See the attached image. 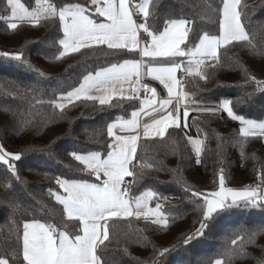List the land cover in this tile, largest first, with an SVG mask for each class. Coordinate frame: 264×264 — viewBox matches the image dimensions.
Returning a JSON list of instances; mask_svg holds the SVG:
<instances>
[{
    "label": "snow or ice",
    "instance_id": "obj_1",
    "mask_svg": "<svg viewBox=\"0 0 264 264\" xmlns=\"http://www.w3.org/2000/svg\"><path fill=\"white\" fill-rule=\"evenodd\" d=\"M160 2L161 0H84L81 3L80 0H34V6L30 7L23 0H0V21L8 30L15 31L22 25L35 28L58 21L62 37L53 41V46L58 44L60 49L54 56L57 61L75 53L87 58V53L82 50L106 57L126 50L128 53L138 52L141 57L140 60L123 58L120 62H109L108 66L88 71L78 87L73 86L71 90L53 94L47 100L45 92L40 89L24 88L6 81L15 87L16 94L21 95L22 99L28 100L31 97L27 112L4 108L5 112L11 111L14 117H22V128L34 126L37 117L41 125L57 118L55 111L46 113L36 109L37 104L47 103L62 115L69 105L80 100L99 101L100 105L114 107L112 101L116 97L121 100L139 99L141 87L145 94L151 93V98H147L146 102L141 101L139 110L131 112L130 119L117 116L107 124L110 142L107 143L109 150L106 156L94 150H72L68 153L83 166L77 167V172L94 176L99 183L63 175L53 176L63 194L49 189V195L55 199L56 204L62 206L63 217L57 223L51 216V209L48 213H43L42 209L24 208V216L32 218L21 221L22 233L18 228L15 244L10 237L3 240L0 264H108L104 253L111 243L114 222L134 217L146 225L157 226L158 230H166L178 219L177 215L164 210V205L171 202L169 197L154 187H145L139 195H133L128 188L121 187L125 183V177H133L132 183L139 184L147 170L154 167L156 171L163 170L138 154L141 130L145 141L169 139L175 145L177 141L171 139L169 129L187 128L190 111L213 117L223 112L241 125L239 136L242 139L238 143L242 155L249 138H264V119H246L235 111L237 105L248 104L258 94H264V80L250 74L243 65L237 63L244 84H254L255 88L235 100L223 98L213 106L200 101L190 102L189 97L195 93L187 91L183 82L184 77L208 81L209 69L223 68L221 49L227 50L236 45L250 51L257 48L256 33L251 30L250 20L255 9L245 3V0H220L219 5H215L212 0H203L202 4L197 5L194 17H188L161 14L158 9ZM138 19L140 22H137ZM197 20L218 23V34L204 30ZM141 34L148 38L143 44L139 39ZM0 56L15 60L32 71H39L30 64L23 49L0 52ZM177 58L186 59L178 61ZM177 73H182L183 76H178ZM40 74L43 75L42 72ZM145 77L159 81L167 90L168 98L160 100L158 108L156 90L147 84H141ZM173 101L174 108L171 107ZM181 104L184 105L183 110ZM191 104L195 106L192 107ZM141 113L149 117L158 114V118L141 124ZM91 135L99 137L103 132ZM185 138L192 146L199 164L200 157L206 150L207 135L204 140L187 135ZM216 139L218 154H221L224 141L219 135ZM173 154H177L175 149ZM21 159L22 153L9 152L0 145V163L7 165V172L17 181L20 179L19 172L13 162ZM252 159L256 157L253 155ZM137 168L140 169L139 173L135 171ZM172 171L178 173L179 168ZM44 175L49 174L45 172ZM256 179L259 183L255 185L234 189L227 186V176L221 168L218 187L211 192H201L186 182L179 181L185 184V193H190V197L197 202H203L199 207V226L184 237V245L203 236L222 212L239 207H264V165L257 170ZM5 187L8 185L5 184ZM153 202L154 207L151 206ZM20 209L21 205L17 202L14 210ZM110 221L113 223H109ZM260 235H264V226L234 229L224 236L222 249L215 256L204 258L202 264H233L236 259L247 258L250 254L246 248L257 246L256 239ZM143 239L147 240L146 237ZM143 246L146 247L147 244L144 243ZM170 251L168 247L153 246L150 264H160V259ZM257 264H264V259L257 260Z\"/></svg>",
    "mask_w": 264,
    "mask_h": 264
},
{
    "label": "trees",
    "instance_id": "obj_2",
    "mask_svg": "<svg viewBox=\"0 0 264 264\" xmlns=\"http://www.w3.org/2000/svg\"><path fill=\"white\" fill-rule=\"evenodd\" d=\"M23 2L30 7L34 6V0ZM80 2L83 3L84 0ZM212 2L219 5L220 0ZM202 3L203 0H161L158 9L161 14L194 17L198 10L197 5ZM245 3L255 9L250 15V20L251 30L256 33L257 48L250 51L246 47L236 45L227 50L221 49L224 67L209 69L208 81L187 78L185 89L195 93L189 97L190 102L200 101L213 106L223 98L235 100L252 91L255 85L244 84L237 63L243 65L257 79L264 80V0H245ZM197 22L203 25L204 30L218 34V23L200 20ZM61 37L58 21L35 28L22 25L15 31L8 30L0 21V52L23 49L30 64L39 70L32 71L15 60L0 56V145L9 152L22 153V159L13 162L17 165L19 181L7 172V165L0 163V248L7 237L15 244L17 229L22 233L21 221L32 218L24 216L23 210L26 207L42 209L43 213H48L51 209V216L57 223L63 217L62 206L56 204L55 199L49 195V189L58 193L61 191L53 176L63 175L99 183L94 176L77 172L76 168L83 166L74 161L68 153L72 150H94L106 156L109 150L107 143L110 142L107 137V124L117 116L128 118L133 110L140 109V99L121 100L119 97L113 99L114 107L100 105L99 101L80 100L74 105H69L62 115L58 109H52L47 103L37 104L36 109L46 113L55 111L57 118L41 125L37 117L34 126L22 128V117H14L11 111L5 112L4 108L27 112L31 97L28 100L22 99L21 95L16 94L15 87L6 81H12L24 88L40 89L45 92L47 100L53 94L58 95L61 91L71 90L73 86L78 87L83 75L88 71L108 66L109 62H120L123 58L140 60L138 52L128 53L125 50L123 53L106 57L82 50L87 53V58L75 53L57 61L54 56L60 49L58 44L53 46V41ZM105 51L108 50L105 48ZM146 80L154 83L151 79ZM235 111L246 119H264V94H258L248 104L237 105ZM222 117L223 112L213 117L190 111L187 128L169 129L171 139L177 141L175 145L169 139L140 141L138 154L143 155L148 163L163 170L156 171L155 167L147 170L139 184H134L133 195H139L145 187H154L169 197L171 202L164 205V210L177 215L178 219L166 230H158L157 226L146 225L134 217L114 222L111 243L104 253L108 264H150L153 246L171 249L160 259V264H202L204 258L215 256L222 249L224 236L234 229L264 226V207L233 208L218 215L203 236L192 240L187 246L183 243L184 237L199 226V207L203 202H197L190 197V193H185V184L179 181L182 180L201 192H211L218 187V173L223 168L228 187L240 188L251 182L259 183L256 176L257 170L264 165L263 139L249 138L242 155L238 143L242 139L239 136V128L228 125ZM101 131L103 135L99 137L91 135ZM185 135L201 140H204L206 135L208 137L206 150L202 153L199 164ZM217 135L224 141L221 154H218L217 150ZM174 149L177 154H173ZM253 155L256 159H252ZM177 168L179 172L174 173L172 170ZM135 171L139 173L140 169ZM45 172L49 175L45 176ZM5 184L8 187H5ZM17 202L21 205L19 211L14 210ZM139 229L146 230L138 232ZM145 237L146 241L143 239ZM144 243L147 244L146 247L143 246ZM256 245L246 248L249 257L236 259L233 264H257V260L264 259V235L257 237Z\"/></svg>",
    "mask_w": 264,
    "mask_h": 264
},
{
    "label": "crops",
    "instance_id": "obj_3",
    "mask_svg": "<svg viewBox=\"0 0 264 264\" xmlns=\"http://www.w3.org/2000/svg\"><path fill=\"white\" fill-rule=\"evenodd\" d=\"M100 19H102V18H100ZM141 44H143V42L141 43ZM139 57H140V55H139ZM140 59H141V57H140ZM145 59H147V58H145ZM178 60H181V59H186V58H177ZM177 75L178 76H181L182 75V73H177ZM146 78H148V79H151V77H145L144 79H143V81H144V83L145 84H147L150 88H154L155 90H156V97H155V100H156V107L158 108L159 107V101L160 100H162V99H167L168 98V96H167V90L163 87V85H161L160 83H159V81H155V80H153L154 81V83L153 82H148L147 80H146ZM188 79H189V77H187ZM152 80V79H151ZM142 84V83H141ZM143 85V84H142ZM125 87L127 88V85H125ZM158 95H159V98H160V100H158ZM151 96V93H147V94H145V91L143 90V88L141 87V91H140V94H139V99L142 101V100H144L145 102H146V100H147V98H151L150 97ZM172 108H174L175 107V101H173V104H172V106H171ZM183 107H184V105L183 104H181V110H183ZM148 111H151V109H148ZM131 118V115L130 116H128V118L127 119H130ZM153 118H158V114H154L152 117H149V116H147V115H144L143 113H141V116H140V120H141V124H143V123H145V122H150L151 121V119H153ZM183 122V121H182ZM119 134H121V135H126V133H119ZM143 139V137H142V130H141V140ZM140 140V141H141ZM140 141H138V144L140 143ZM129 177H125L124 179H128ZM247 186V185H246ZM245 186H243V187H240V188H234V189H242V188H244ZM60 194H63L62 193V190L60 191ZM130 219V218H129Z\"/></svg>",
    "mask_w": 264,
    "mask_h": 264
},
{
    "label": "built area",
    "instance_id": "obj_4",
    "mask_svg": "<svg viewBox=\"0 0 264 264\" xmlns=\"http://www.w3.org/2000/svg\"><path fill=\"white\" fill-rule=\"evenodd\" d=\"M137 22H140L139 19H138ZM139 39L141 40V43H142V42H144L145 40H147L148 38H147L146 36H144L143 34H141L140 37H139ZM181 76H183V74H182ZM186 80H187V77H184V81H183L184 84H185ZM141 83H142V84H145L143 80L141 81ZM158 100H160L159 95H158ZM222 119H223V121H224L225 123H227L228 125H231V126H234V127H237V128H240V127H241V125L239 124L238 121H233V120H231V119L227 116L226 113H223V117H222ZM137 169H139V168H137ZM132 181H133V177H129L128 179H125V183H123V184L121 185L122 188H128V189H129V192H130L131 194H133V190H134V183H132ZM255 184H257V182H251V183L247 184V186H249V185H255Z\"/></svg>",
    "mask_w": 264,
    "mask_h": 264
},
{
    "label": "rangeland",
    "instance_id": "obj_5",
    "mask_svg": "<svg viewBox=\"0 0 264 264\" xmlns=\"http://www.w3.org/2000/svg\"><path fill=\"white\" fill-rule=\"evenodd\" d=\"M150 97H151V96H150ZM125 119H127V118H125ZM262 139H263V141H264V138H262ZM151 206L154 207V206H155V202H153Z\"/></svg>",
    "mask_w": 264,
    "mask_h": 264
}]
</instances>
